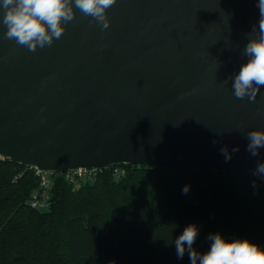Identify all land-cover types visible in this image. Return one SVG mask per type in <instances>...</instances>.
<instances>
[{
    "label": "water",
    "instance_id": "1",
    "mask_svg": "<svg viewBox=\"0 0 264 264\" xmlns=\"http://www.w3.org/2000/svg\"><path fill=\"white\" fill-rule=\"evenodd\" d=\"M257 5L116 0L107 29L76 9L61 38L34 52L0 27V155L59 171L125 162L264 181L254 174L264 148L252 157L244 136L264 129V86L237 99L229 79L248 60ZM225 145L239 146L228 162Z\"/></svg>",
    "mask_w": 264,
    "mask_h": 264
},
{
    "label": "trees",
    "instance_id": "2",
    "mask_svg": "<svg viewBox=\"0 0 264 264\" xmlns=\"http://www.w3.org/2000/svg\"><path fill=\"white\" fill-rule=\"evenodd\" d=\"M36 185L29 165L0 156V264H190L174 244L189 224L200 252L214 233L264 247V181L243 174L117 162L76 189L58 177L44 210L29 205Z\"/></svg>",
    "mask_w": 264,
    "mask_h": 264
},
{
    "label": "clouds",
    "instance_id": "3",
    "mask_svg": "<svg viewBox=\"0 0 264 264\" xmlns=\"http://www.w3.org/2000/svg\"><path fill=\"white\" fill-rule=\"evenodd\" d=\"M115 3L116 0H0V27L7 29L5 39L14 40L17 45L34 52L38 47H50L54 40L61 38L65 26L74 20L76 9L107 29L110 24L107 9ZM257 6L259 30L257 32V27L253 26L241 53L248 60L237 74L229 78L235 98L247 97L250 101L256 99L261 86H264V0H258ZM244 136L248 141L246 151L256 157L264 148V129L253 128ZM213 143L217 141L213 140ZM237 151L238 145L232 148L231 153L226 145L220 148L225 162L230 161L232 153ZM254 174L264 176V163H258ZM189 189L190 185H184L182 193L186 195ZM198 235L197 225L189 224L175 238L178 259L187 252L190 264H264V247L249 239L229 240L220 233L210 234V246L200 252L194 247Z\"/></svg>",
    "mask_w": 264,
    "mask_h": 264
},
{
    "label": "built area",
    "instance_id": "4",
    "mask_svg": "<svg viewBox=\"0 0 264 264\" xmlns=\"http://www.w3.org/2000/svg\"><path fill=\"white\" fill-rule=\"evenodd\" d=\"M29 166L37 178V185L31 192L29 205L38 210H44L48 207L51 200V189L58 177H62L73 189H76L87 182L94 181L99 170L97 167L78 166L65 171H59L57 169H43L33 165ZM124 172L123 166L113 167L115 176H121Z\"/></svg>",
    "mask_w": 264,
    "mask_h": 264
},
{
    "label": "rangeland",
    "instance_id": "5",
    "mask_svg": "<svg viewBox=\"0 0 264 264\" xmlns=\"http://www.w3.org/2000/svg\"><path fill=\"white\" fill-rule=\"evenodd\" d=\"M1 156V155H0Z\"/></svg>",
    "mask_w": 264,
    "mask_h": 264
}]
</instances>
